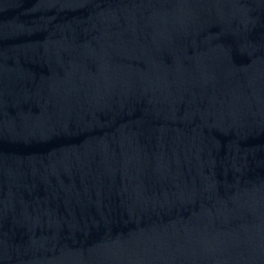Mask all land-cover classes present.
<instances>
[{
    "label": "water",
    "instance_id": "95a60500",
    "mask_svg": "<svg viewBox=\"0 0 264 264\" xmlns=\"http://www.w3.org/2000/svg\"><path fill=\"white\" fill-rule=\"evenodd\" d=\"M0 264H264V0H0Z\"/></svg>",
    "mask_w": 264,
    "mask_h": 264
}]
</instances>
